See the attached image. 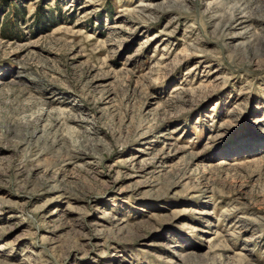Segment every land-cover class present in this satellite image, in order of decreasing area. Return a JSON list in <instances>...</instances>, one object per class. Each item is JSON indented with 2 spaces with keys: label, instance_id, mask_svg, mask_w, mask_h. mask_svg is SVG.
I'll use <instances>...</instances> for the list:
<instances>
[{
  "label": "rangeland",
  "instance_id": "1",
  "mask_svg": "<svg viewBox=\"0 0 264 264\" xmlns=\"http://www.w3.org/2000/svg\"><path fill=\"white\" fill-rule=\"evenodd\" d=\"M0 264H264V0H0Z\"/></svg>",
  "mask_w": 264,
  "mask_h": 264
}]
</instances>
